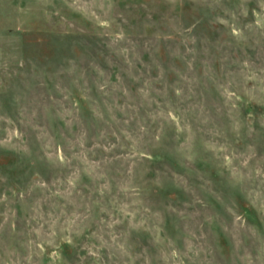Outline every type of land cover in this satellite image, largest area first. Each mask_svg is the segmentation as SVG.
<instances>
[{"label":"rangeland","instance_id":"374dc122","mask_svg":"<svg viewBox=\"0 0 264 264\" xmlns=\"http://www.w3.org/2000/svg\"><path fill=\"white\" fill-rule=\"evenodd\" d=\"M0 264H264V0H0Z\"/></svg>","mask_w":264,"mask_h":264}]
</instances>
